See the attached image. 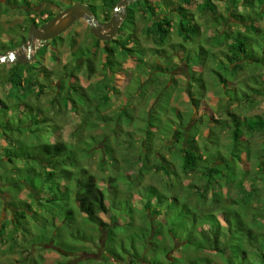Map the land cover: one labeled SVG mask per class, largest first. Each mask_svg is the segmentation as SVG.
<instances>
[{
    "label": "trees",
    "instance_id": "16d2710c",
    "mask_svg": "<svg viewBox=\"0 0 264 264\" xmlns=\"http://www.w3.org/2000/svg\"><path fill=\"white\" fill-rule=\"evenodd\" d=\"M6 1L3 3L4 5L22 8H30L32 5L41 3H56L54 0ZM65 1L86 3L97 20L108 21L113 13L115 4L120 0ZM176 1V5L173 4V0H159L157 4L151 2V0H135L128 4L124 8L126 17L121 22L117 35L110 40H104L103 46H100L101 40L90 32L91 41L87 42L91 45L88 57H84V52L82 51L78 55H74L75 53L73 52L72 60L75 63L68 70V67H66L67 63L64 64L67 71L63 70L60 73L57 85H52L51 83L53 73L47 70L43 64L38 65L42 69L36 73L38 77L36 81L33 78L29 79V88L38 86L36 96L40 97L52 87L50 103L53 113L50 111L51 116L60 117L65 113H73L80 117L82 124H77L71 130L70 134L74 137V141H66L60 138L55 141L42 143L40 140V143L35 148L38 150V154H29L28 159L37 160L38 165H41L38 172L41 177V183H47L49 188L55 191L48 196L47 201L62 202V209L66 214L67 228L75 224L72 208L74 204V207L83 215L87 222L91 223L99 232H106L104 241L105 254L102 258L103 264H108L110 258L119 260L118 264H123L122 260L124 259L122 258L125 254H127V264H264V146L262 144L260 146L253 145L250 140V137L254 135L264 137V110L260 114L241 117L236 112L229 110L227 106L222 108L220 103L221 98L227 97L231 98L230 101H234L238 106L239 103L240 106L243 104L248 107L260 102L264 104V76H262L263 72H261L264 71V30L256 26L258 21L264 22V7L261 12L256 11L254 19H246L240 16V8L243 6L239 5L237 0ZM217 1L222 3V8H220ZM244 1L248 3V7L254 3V0ZM182 5L184 8H181ZM135 6L140 8L138 9ZM163 6H170V8L165 11L162 9ZM192 6L197 8L198 15L204 19V23L212 25L217 31L216 34L219 32L220 39L215 47L218 48L223 56L224 63L222 64L229 66V76L233 78V82L228 87H224L223 93L219 96L217 107H215L220 116H214V114L210 113L199 114L196 118L193 116L195 110L200 106L199 101L195 102L196 97H194L192 88L193 82L198 85V89H200V92L197 89L198 96L200 100H203L207 97L209 83H212L211 80H214L219 74L212 69H207L206 80L201 76H195V81V77L192 79H190V76L188 77L187 70L183 67L182 53L187 48L185 45L193 43L196 39L201 41L199 36L201 23L196 19L197 13H194ZM95 7L99 8V14L95 13ZM134 8H136V11L142 8L141 11L147 15L142 16L143 20L150 22L145 29H138ZM253 8H255V3ZM30 20L36 23L34 18ZM122 26L123 29L121 30ZM233 28L235 31H233ZM193 33L197 34L196 39H194V35L191 36ZM126 34H128V37H125ZM20 36L21 39H26V36L22 34ZM213 37L215 38L216 36L205 37L203 42L199 43L200 47L203 49L204 44H210V40ZM144 39H150L154 43L153 47L145 48L141 44ZM58 40H62V35L54 38L55 45ZM181 40L183 43L180 42ZM68 41L70 46L74 45L75 40L73 37L69 38ZM14 42H16L14 38L7 41L0 40V54L14 50L16 48L14 44L7 45ZM45 45L47 44L42 46L45 47ZM51 45V47L54 46V44ZM178 47L181 48L178 49ZM36 54L38 55L36 56ZM101 55H104L101 62V70H103V74L107 78L105 83L107 93L96 100L94 97L96 96L95 92L96 90L99 91V89L91 83L85 87L82 86L79 77L81 75L85 80L89 81L97 72L96 61ZM128 56L136 58L137 64L135 67L139 63L142 65L143 63L148 64L147 72L139 69V74L137 73L139 78L144 79H140L142 90L140 88L138 91L140 96L143 97L149 90L147 99L154 102L149 110L138 111L137 115L135 114L136 110L133 108L134 115L130 117L126 115V124H124L120 119L122 116L111 119V117H108L109 113H102V110L109 108V92L117 95L120 93L119 88L112 84V80L116 74H128L122 66V59ZM33 57V59L37 60V64L42 56L39 51H36ZM79 59L81 60L79 61ZM173 59L176 61L172 62ZM219 60L221 59L219 58ZM165 61L172 62L173 67L175 65L179 66L183 71L180 75L186 74L187 79L185 80L184 90L183 87L181 88L188 98L187 104L185 103L184 105L188 107L184 110H178V108L174 107L176 110L173 111L166 109V107L157 106L158 98L156 96L166 94L168 98H172L174 87L180 82L176 80L174 74L168 72V67L166 68L162 65ZM247 64H251L249 70H246ZM18 65L20 64L12 63L10 68L12 70L15 68V71L13 70L16 78V80L13 79L16 81L15 85L22 87V79L20 77L22 72ZM26 65L35 66L34 63H26ZM244 70L247 72L251 71V76L243 78L242 73ZM29 72V74H34V70ZM40 77L43 78L45 83L40 81ZM161 78H166L167 82L160 83L159 80ZM208 81L210 82L208 83ZM237 81L245 82L247 86L245 91L238 93ZM251 82H253V85H251ZM248 88L250 92H248ZM179 94L176 95L177 99L181 98ZM127 95L129 98L130 95L128 93ZM82 100L89 102L90 107L86 115L82 110ZM62 101L64 108L60 106ZM100 106L102 108L97 109ZM172 112H175L177 117L172 116ZM44 116L53 121L50 114ZM136 116L137 119L135 118ZM163 116H168L170 119L167 126H164L162 122ZM29 117L31 120L21 121L23 122L22 127H29L27 130L33 132V123H41L42 119L35 116L32 112ZM94 117L97 119L95 120ZM98 119L106 120L109 126V132L106 135H101L99 142L103 143L105 148L104 153L107 156V161L105 162L108 163V167L113 171V173L110 172L103 178L107 184L108 192L111 194L109 196L110 204H107L105 192L98 186L96 176L81 162V159L83 161L85 156L79 157L77 153V147H79L77 144H80V142L82 144L85 143L81 139L83 133L88 131V129L97 127ZM220 121L221 123L216 124V122ZM144 122H147L145 126L147 141L144 142L146 145H143L145 152L142 153L143 155L138 153L137 157L134 156L133 165H128L127 169V171H131L130 177L133 176V170L136 169L137 172V178L132 181L131 187L128 189L132 192L139 190L140 199L146 201L142 207L143 216L140 219L142 222V235L140 241L136 244L137 246H135L130 244V240L124 237L119 238V234L116 233V230L121 231L120 233L125 232L124 223L123 221L121 223L118 222V216H111V220L105 222L101 214L108 215L109 209H111L118 211L119 215L126 217L128 215L131 217L132 215L130 206L122 208L116 202V200L119 201L116 195L119 191L118 183L120 180L115 177V175H118L115 172L118 173L122 170V162H129L128 157L123 152L129 148V145L127 148H116L122 145L120 141L122 134L138 133ZM53 127L56 129L53 135L61 134L59 126L54 121ZM151 127H154L155 130L150 129ZM204 128L210 130L208 139L202 136ZM224 128H226L231 140L228 146L219 142L220 138L218 135L220 131H224ZM198 137H201L203 141L201 145L197 143ZM112 138H114V141H112ZM160 139L162 140V148L158 147ZM114 142H116L115 145ZM254 147L257 149L256 153H254ZM91 149L92 146H89L84 150L82 145V152H90ZM120 150L122 151L121 153H119ZM242 150L246 154L244 160L247 164L246 169L237 168L240 163V152ZM100 152L102 151L100 150ZM8 162H11V159H8ZM251 165H256L257 171ZM145 168H148L149 172H155L156 174L162 172L164 178L161 179L164 180L157 179L156 184H158V187L143 183ZM186 179H189L187 183H185ZM245 180L250 185V190L246 192L241 190ZM120 182L125 186L123 181ZM215 182H218V188L222 187V185H226L229 188L235 187L238 190L237 196H228V191L223 194L221 189L214 187ZM27 186L30 187V192L33 191L31 192L32 197L35 199L41 197L39 190L33 185L27 184ZM247 202L249 203V208L247 207L246 211H240L241 217H238L240 227L236 225V231L232 232V224L235 218L228 209L246 208L243 205ZM24 203L23 205L15 206L10 202L13 212L9 223L14 229L22 226L20 225L21 221H19V219L24 217L22 209L28 207ZM260 207L262 209L258 210ZM123 210L129 211H124L123 213ZM171 212L175 215L170 223L171 226L167 227L165 220ZM184 215L188 216V222L184 227H180L176 219L182 218ZM52 224L55 225L54 221ZM5 226V222L2 223L0 230L3 227L5 228ZM57 227L60 228L59 226ZM70 231L71 233L73 232L72 229ZM238 231H241L242 235L234 237L238 234ZM72 237L77 240L82 239V242L90 239V237L84 239L85 235L83 232L82 238L74 233L71 234L70 241H73ZM55 238H60L59 232L53 235L52 238L47 237V240L55 241ZM236 238L240 245V251L236 254H230L228 247ZM62 243L63 247H56L63 254L69 255L81 249L66 241ZM243 243L246 245L244 246ZM178 245L179 247H184L180 249L178 256L170 253ZM78 264H82V261H79Z\"/></svg>",
    "mask_w": 264,
    "mask_h": 264
},
{
    "label": "rangeland",
    "instance_id": "374dc122",
    "mask_svg": "<svg viewBox=\"0 0 264 264\" xmlns=\"http://www.w3.org/2000/svg\"><path fill=\"white\" fill-rule=\"evenodd\" d=\"M56 3H60L63 0H54ZM53 1V2H54ZM239 5H242L243 7L240 8V16L245 17L246 19H254L255 13L261 12L262 8L264 7V0H254L253 5H250L248 7V3H246L244 0H237ZM7 2L6 0H0V40L7 41L11 38H14L16 42L7 44L10 46L11 44H14L16 48L14 50H18L20 48L21 42L23 39H21V34L26 36L28 34L29 25L33 23L30 19L34 18V20H37V14H40V12L44 9H57L55 8V3H41L39 5H32L30 8H22V7H16V6H10V5H4L3 3ZM153 3H158L159 0H151ZM173 4L176 5V0H173ZM180 2V1H179ZM218 2V1H217ZM99 4V2H98ZM220 8H222V3L218 2ZM141 6V5H139ZM136 7V6H135ZM140 8V7H136ZM134 8L135 11V19L138 21V29H145L146 26L150 24V22L143 20L142 16H147L145 13H143L142 8L141 10H137ZM170 6H163L162 9L165 11H168ZM181 8H184L183 5ZM180 10V9H179ZM183 10V9H182ZM192 10L196 15V19L198 22L201 23L199 30H200V37L201 41H199L197 38V34L193 33L194 40L193 43L186 44L187 47L185 49V52L182 53V61H183V67L187 70L188 77L190 76L192 78L196 77H203L206 80V72L207 69H212L214 72H216L217 77L214 78V80H211L212 83H209L208 85V91H207V97H205L202 101L200 100V97L198 96L200 92V89H198V85L194 83L192 86L194 91V97H196L195 102H200V106L195 110L194 117H198L199 114H214V116H220V113L217 112V102L219 101V96L223 93L224 87H228V85L233 82V78L230 77V68L226 64H222L223 62V56L220 54V51L218 50L215 45L217 44L218 40L220 39L219 32L216 34V30L212 25H208L207 23H204V19L198 15L197 8L192 6ZM95 13L99 14V8H94ZM125 12V10H124ZM45 15H43L44 17ZM175 16V15H174ZM258 16V15H257ZM198 17V18H197ZM179 18V17H178ZM233 19V18H232ZM176 20V19H175ZM256 26L260 28L261 30H264V22L258 21L256 23ZM231 27V26H230ZM243 28V27H241ZM123 29V26L121 27V30ZM232 29V27H231ZM128 31V30H127ZM233 31L235 29L233 28ZM122 32V31H121ZM123 33V32H122ZM216 34V35H215ZM62 35V40H58L55 42L52 40L51 42H41L36 43V51H39V54H41V58L36 64L37 60L33 59L32 61L28 63H34L35 66L32 67L31 65L26 64H20L18 65L19 69L21 70V79H22V87L20 85H15L16 78L15 73L13 74V70L15 68H10L12 66V63L14 62H7V63H0V225L5 222L6 226L3 227L0 230V263L1 264H7V263H14V264H78L79 261H82V264H103V255L105 254L104 250V241L106 237L105 231L97 230L91 223L87 222L83 215L78 212V210L74 207L75 205H72L73 212H74V221L75 224L72 225V227L67 228V223L65 220L66 214L65 211L62 209V202H48L47 198L50 196V194L54 193V190H51L52 188H49V185L42 184L41 183V177L39 175V171L41 168V165H38L37 160L28 159L29 154H38V150L35 149L37 147V144L40 143V140L42 143H46L47 141H55L58 139H64L66 141H74V137L71 136V130L73 127H75L77 124H82L80 121V117L78 115H75L73 113H65L61 115L60 117H56L54 115L51 116L50 111L53 113L51 107V97L50 94L53 90L52 87L48 91H46L43 95L36 96V91H38V86L34 88H29V82L30 78H33L34 81H36L37 75L42 68H39V64H43L47 68V70H50L53 73V76L51 78L52 85H57L59 83L58 76L63 70H66L64 67L65 63L67 70L71 69L75 63V61L72 60V53L74 52V55H78L79 53L84 52V57H88L89 53V47H91L90 44L87 42L91 41L90 36V30L89 26L83 19H77L75 23ZM207 36H216L213 37L210 41V44H204L203 49L200 47V42H203L204 38ZM75 40L74 45L70 46L69 44V38H72ZM125 37H128V34L125 35ZM141 38V37H140ZM22 40V41H21ZM26 40V39H25ZM190 40V39H189ZM103 41H100V46H103ZM20 42V43H19ZM181 43L182 40L180 41ZM54 44L53 47H51V44ZM43 44L45 47H43ZM50 44V45H49ZM92 44V43H91ZM112 44V43H111ZM141 44L146 47H153V42L150 39H144V41H141ZM134 45V44H133ZM130 46V45H128ZM43 47V48H42ZM181 47H178L180 49ZM218 50V51H216ZM226 50V49H225ZM34 52V53H35ZM38 54H36L37 56ZM34 58V57H33ZM104 58V55H101L98 60L96 61L97 66V72L92 76V78L88 81L85 80L83 76L80 75L79 80L82 86H86L88 84H93L96 88L99 89L95 92V99L101 98L103 94L107 93V88L105 86V83L107 82V78L103 74V70H101V62ZM219 58L221 60H219ZM82 59V58H81ZM79 59V61L81 60ZM159 60V59H158ZM160 61V60H159ZM176 60H172V62H175ZM171 62V63H172ZM170 62L165 61L162 63L164 67H168L169 71L172 74H174V77L176 80H179L180 82L177 83V85L174 87V91L172 94V98H168L166 94H162L161 96H156L158 98L157 106L159 107H166L168 110L175 111L176 108L178 110H184L187 105H185L186 101L188 100L187 94L182 92V87L184 90L185 84H186V74L183 76L180 75L182 69L175 65V67L172 66ZM137 64L136 58L132 56H128L125 59H122V66L126 69L128 74H116L115 77H113L112 84L116 85L117 88H119L120 93L112 94L109 92V108L103 109L102 113L108 112V117L118 118L120 119L124 124H126V117L127 116H133V108L136 110L135 114L139 111H147L149 110L151 104L154 101H148V94L149 90L147 91L146 95L143 97L140 96V92L138 91L141 88L142 82H140L139 78V69L142 71L148 69V64H138L137 67L135 65ZM251 64H247L246 70H249ZM30 70H34V74H29ZM66 70V71H67ZM15 71V70H14ZM259 71V70H258ZM136 72V73H135ZM262 76H264V71H261ZM135 73V75H134ZM138 73V74H137ZM33 74V75H32ZM32 75V76H31ZM40 75V74H39ZM133 77H132V76ZM245 75V76H244ZM243 78H248L251 76V71H243L242 73ZM12 77V78H11ZM195 77V81H196ZM14 79V80H13ZM41 82L45 83L43 78H39ZM144 80V79H142ZM159 82H167L166 78H161ZM177 82V81H176ZM207 83V84H208ZM251 85H253V82H251ZM236 86L238 87V93H241V91H245L247 86L245 85L244 81H237ZM101 88V89H100ZM198 89V91H197ZM142 90V88H141ZM248 92H250V89L248 88ZM127 93L130 95L128 98ZM180 93V94H179ZM179 94L181 98H176V95ZM138 98V99H137ZM157 100V99H156ZM184 100V101H183ZM231 98H221L220 103L222 105V108H227L231 111L236 112L241 117L244 116H251L254 114H260L264 110V104L263 102H260L258 104H255L254 106L248 107L246 105L239 103V106L234 101H230ZM194 102V101H193ZM187 104V103H186ZM219 104V103H218ZM62 108H64L63 101L60 104ZM82 110L85 113V115L88 113L87 110L90 107L89 102L82 100ZM94 106H96L94 104ZM101 106L103 107V104L101 103ZM97 107V109H101L102 107ZM69 107V105H68ZM215 108V109H214ZM8 110V111H7ZM64 110V109H63ZM33 113L35 116H38V118L42 119L41 123H33L32 131L29 132L27 129L29 127L25 128L22 127L23 122L21 121H27L31 120L30 113ZM82 112V114H83ZM53 118L54 123H56L59 126V130L61 131V134L53 135L55 127H53V121L48 119V117L44 115H49ZM170 114V113H169ZM172 116L177 117L175 112L171 113ZM127 115V116H126ZM137 115V114H136ZM182 115V114H181ZM209 116V115H207ZM213 116V115H212ZM44 118V119H43ZM99 118V117H98ZM137 119V116L135 117ZM96 120L97 118L94 117ZM145 121V120H144ZM147 121V120H146ZM222 121V119H221ZM216 122V124L221 123ZM162 122L164 123V126L168 125L170 122V119L168 116L162 117ZM108 122L106 120L98 119L97 121V127H94L93 129H88V131H85L83 133L81 139L85 142L82 144L80 142L77 153L79 154V157L85 156L83 158V161L81 159V162L87 166L88 170L92 172L96 178H97V184L100 188H102L105 192L106 196V202L107 204L111 203V200L108 192L107 184L105 183L104 179L110 172L113 173L112 169L108 167L107 156L105 152V148L103 146V143L99 142V137L101 135L108 133ZM140 124V123H139ZM142 124V122H141ZM147 122H144L142 127H140V130L138 133H131L130 135L124 133L122 134L120 141L122 143L121 146H118L116 149H122L124 147L127 148L129 145V148L124 150V155L128 157L129 162H122L120 172H115L118 175H115L118 180L123 181L125 183V186L122 182L119 181L118 187L119 191L116 195V197L119 199L116 200L117 204H119V207H125L127 206L131 207L132 209V215L131 217L128 215L123 216L119 215L118 211L109 209L108 215L101 214V217L105 222H109L111 220V216H118V222L121 223L123 221L124 225L123 228H125L124 233H120L121 231L116 230V233L119 234V238H126L127 240H130V244H138V242L141 239L142 235V222L141 218L143 216V210L142 207L144 206V202L140 199V191H130L132 181L137 178L136 169L133 170V176L130 177L131 171H127L128 165H133L134 158L137 157L140 153L145 152V149L143 145L145 141H147L146 137V126ZM79 125V126H80ZM107 125V126H106ZM144 129V130H143ZM150 129L155 130L154 127H151ZM57 132V131H56ZM210 130L207 128H204L202 131L203 138L208 139V134ZM91 136V137H90ZM158 136V135H156ZM219 142L220 144L229 145L231 143V140L228 136V132L226 128H224V131H220L219 133ZM90 137V138H89ZM114 137V136H112ZM251 144L253 145H263L264 146V137L259 136H252L250 137ZM135 139V141H134ZM159 139V138H157ZM174 139V138H173ZM112 141H114V138H112ZM162 140L160 139V143L158 145L159 148H162ZM201 137H198L197 143L199 145L202 144ZM71 143V142H69ZM116 142H114V145ZM82 145L85 150V148L92 146V149L90 152L84 151L82 152ZM141 145V146H140ZM72 147V146H71ZM139 151H138V149ZM100 150L102 152H100ZM122 151L120 150L119 153ZM257 152V149L254 147V153ZM104 153V154H103ZM139 153V154H138ZM135 156V157H134ZM246 154L245 151L242 150L240 152V163L238 164L237 168L246 169L247 164L245 163ZM8 159H11V162H8ZM105 163V164H102ZM137 164V163H136ZM82 165V164H81ZM255 171H257L256 165H251ZM250 169V168H249ZM126 171V172H125ZM143 183L146 184H152L155 187H158V184H156L157 179L160 178V180H164L161 178L163 177L162 172L156 174L155 172H149L148 168H145ZM42 172H44L42 170ZM114 173V174H115ZM262 175V174H261ZM260 175V176H261ZM121 176H123L121 178ZM189 179L185 180V183H187ZM259 183V182H258ZM27 184L33 185L37 190H39L41 197L39 199H35L32 197L33 191L30 192V187L27 186ZM20 186V187H19ZM214 187L216 189H221V192L225 194L228 191V196H237L238 190L233 187L229 188L228 186L222 185V187L218 188V182L214 183ZM159 188H161L159 186ZM133 190V189H131ZM165 190V189H163ZM242 191H248L250 190V185L248 184L247 180L244 181ZM31 195H30V193ZM59 193V192H58ZM60 194V193H59ZM245 198H247L245 196ZM10 202L13 203V205L17 206L19 204L23 205L26 204L28 207L22 209L24 212V217L19 219L21 221L22 226H18L15 229L10 226L9 219L12 217V210L13 208L10 206ZM244 203V202H243ZM153 204V203H151ZM243 207L246 208H239V209H228L229 212L233 213V217L235 218V221H233L232 229L231 231H236L235 226H239V216L241 217L240 211L243 212L246 211L249 208V203L243 205ZM248 207V208H247ZM252 207V206H251ZM121 208V209H122ZM262 207L258 208V210H261ZM2 210V211H1ZM115 211V212H113ZM128 212L129 210H123V213ZM174 213L171 212L169 216L166 218V224L167 227L171 226V221L173 220ZM54 221L55 225L52 224ZM177 224L180 225V227H184L186 223L188 222V216H183L182 218L176 219ZM24 223V224H23ZM44 223V225H42ZM59 226L60 228H58ZM240 227V226H239ZM238 227V228H239ZM77 234V236L80 235V238H82V232L84 233L85 237L84 239H88L82 242L81 240H77L76 238L72 237L73 241L69 240L71 239V230ZM177 229V228H176ZM78 231V232H77ZM57 232H59L60 238H55V241L53 240H47L48 238H52L53 235H55ZM242 235L241 231H238V234L234 237ZM233 237V236H232ZM231 238V237H230ZM69 242L72 245H75L76 247H79V251L76 253H70L69 255L63 254L57 247H63L62 242ZM68 243V244H69ZM161 243V242H160ZM159 243V244H160ZM163 243V242H162ZM244 244V243H243ZM55 245V246H54ZM246 244H244L245 246ZM57 246V247H56ZM164 246V244H163ZM162 246V247H163ZM184 247H178L171 250L170 253H173L174 255L178 256L180 253V249ZM62 249V248H61ZM138 250V249H137ZM228 251L230 254H236L240 251V245L238 243V239L236 238L233 240L229 247ZM79 259V260H78ZM124 259V260H122ZM122 263L127 264V254L124 255L122 258ZM249 259V258H248ZM78 260V261H77ZM250 260V259H249ZM111 262V263H110ZM119 260L110 258V261L108 264H118Z\"/></svg>",
    "mask_w": 264,
    "mask_h": 264
},
{
    "label": "water",
    "instance_id": "95a60500",
    "mask_svg": "<svg viewBox=\"0 0 264 264\" xmlns=\"http://www.w3.org/2000/svg\"><path fill=\"white\" fill-rule=\"evenodd\" d=\"M135 0H120L113 9L108 21L99 22L88 4L75 1L56 16L41 24L39 27L33 22L29 25L26 40L21 42L18 50H11L0 54V63L15 62L26 64L33 60L36 43H43L67 31L77 19H83L89 26L90 32L100 40L114 38L121 22L125 19L124 8Z\"/></svg>",
    "mask_w": 264,
    "mask_h": 264
},
{
    "label": "flooded vegetation",
    "instance_id": "af4514ba",
    "mask_svg": "<svg viewBox=\"0 0 264 264\" xmlns=\"http://www.w3.org/2000/svg\"><path fill=\"white\" fill-rule=\"evenodd\" d=\"M70 2L69 1H65L63 0L61 3H55L54 6L55 10L53 9H47V8H44L40 14H37V20H36V25L39 27L41 24L47 22L48 20H50L51 18H53L54 16H56L57 14H59V12H61L62 10H64L65 8H67L68 6H70ZM43 15H45L43 17ZM96 18V17H95ZM99 21V20H98ZM99 22H105L103 20H100ZM63 34V33H62ZM61 35V34H60ZM59 36V35H58ZM57 37V36H56ZM54 37V38H56ZM54 38H51L47 41H44V42H51L52 40H54ZM15 63V62H14ZM67 63V62H66Z\"/></svg>",
    "mask_w": 264,
    "mask_h": 264
}]
</instances>
